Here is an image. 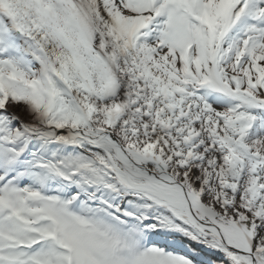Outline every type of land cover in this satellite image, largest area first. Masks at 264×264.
I'll list each match as a JSON object with an SVG mask.
<instances>
[{
  "label": "snow or ice",
  "instance_id": "snow-or-ice-1",
  "mask_svg": "<svg viewBox=\"0 0 264 264\" xmlns=\"http://www.w3.org/2000/svg\"><path fill=\"white\" fill-rule=\"evenodd\" d=\"M0 264H264V0H0Z\"/></svg>",
  "mask_w": 264,
  "mask_h": 264
}]
</instances>
